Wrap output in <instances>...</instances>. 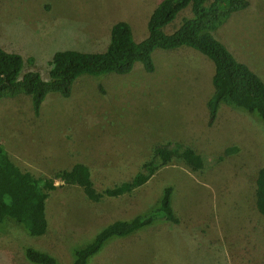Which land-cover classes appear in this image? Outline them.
<instances>
[{
    "label": "rangeland",
    "instance_id": "1",
    "mask_svg": "<svg viewBox=\"0 0 264 264\" xmlns=\"http://www.w3.org/2000/svg\"><path fill=\"white\" fill-rule=\"evenodd\" d=\"M159 1L0 0V46L23 56V71L37 70L46 79L55 51H102L118 20L130 24L136 41L143 39ZM248 1L213 34L264 80V0ZM190 14L189 7L182 9L164 31ZM152 59V71L136 61L124 74H82L69 96L48 92L38 115L29 95L2 97L0 143L21 168L37 175L84 162L98 189L130 178L160 143L189 147L202 156V166L192 169L174 156L131 194L97 202L77 185L56 180L59 187L45 203V233L30 235L9 218L0 223V264H31L24 256L27 247L70 264L74 247L109 222L156 206L166 186L172 187L179 222L159 221L112 237L99 251L102 258L172 255L177 248L187 258L192 254L184 251L191 247L206 249L215 264H264V215L255 206L253 179L264 166V123L224 103L208 122L213 62L201 52L156 48ZM227 147L235 149L226 152ZM102 258L87 264L114 263Z\"/></svg>",
    "mask_w": 264,
    "mask_h": 264
},
{
    "label": "trees",
    "instance_id": "2",
    "mask_svg": "<svg viewBox=\"0 0 264 264\" xmlns=\"http://www.w3.org/2000/svg\"><path fill=\"white\" fill-rule=\"evenodd\" d=\"M248 5V0H160L148 16L147 35L143 39L136 41L130 24L118 20L111 25L109 41L102 51H55L49 61L46 79L37 70L23 71V56L0 46V99L27 94L33 113L38 115L48 92L69 96L75 79L82 74H124L136 61L141 62L147 71H152L155 48L189 46L213 62L214 92L206 101L208 122L214 121L219 105L224 103L253 114L264 123V80L213 34L233 12ZM187 7L191 14L183 16L174 30L165 32L163 28ZM233 149L227 147L225 151ZM174 156L183 159L192 169L203 164L202 156L189 147L174 141L160 143L152 148L150 158L141 162L130 178L98 189L89 165L84 162L56 168L49 175H37L21 168L0 143V223L5 218L13 219L28 234L41 235L47 230L45 203L50 192L59 187L56 180L62 182L61 185H77L87 199L97 202L106 197L131 194ZM253 179L255 206L264 215V166L257 168ZM171 191L172 187H164L156 206L104 225L90 241L74 247L70 264H86L89 257L112 237L129 235L159 221L178 223L179 217L171 204ZM24 256L33 264H62L52 255L32 247L25 249Z\"/></svg>",
    "mask_w": 264,
    "mask_h": 264
},
{
    "label": "crops",
    "instance_id": "3",
    "mask_svg": "<svg viewBox=\"0 0 264 264\" xmlns=\"http://www.w3.org/2000/svg\"><path fill=\"white\" fill-rule=\"evenodd\" d=\"M225 23L226 22H224L223 25ZM82 195H84V194H82ZM118 197H120V196H118ZM118 197H106V198H118ZM121 219H123V218H121ZM141 229H139V230H141ZM180 249L181 248H179V249L177 248V251L173 252L172 255H160L159 253H156V252H128V253H124V254H115L114 257H111V258L110 257L102 258L103 255L99 252L100 251L99 250L97 253H95L91 257H89L90 259H88V260H90L89 261V263H90V262H92V260L94 258H99L98 260H101V258L102 259H108V260L113 259L114 260L113 264H208L209 260H212L211 264H215L214 260H217V258L211 257L206 249L201 248L200 251H198V250L194 251V249L191 247L184 252H189L192 255H189V257H187V258H183L182 253L179 252ZM26 264H29V263H26ZM31 264H33V263H31Z\"/></svg>",
    "mask_w": 264,
    "mask_h": 264
}]
</instances>
